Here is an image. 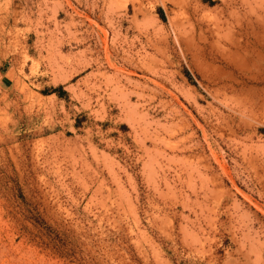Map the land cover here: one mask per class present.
<instances>
[{
    "label": "rangeland",
    "instance_id": "1",
    "mask_svg": "<svg viewBox=\"0 0 264 264\" xmlns=\"http://www.w3.org/2000/svg\"><path fill=\"white\" fill-rule=\"evenodd\" d=\"M0 264H264V0H0Z\"/></svg>",
    "mask_w": 264,
    "mask_h": 264
},
{
    "label": "bare ground",
    "instance_id": "2",
    "mask_svg": "<svg viewBox=\"0 0 264 264\" xmlns=\"http://www.w3.org/2000/svg\"><path fill=\"white\" fill-rule=\"evenodd\" d=\"M108 64H110V62H111V56H110V53H109V51H108ZM190 136V135H189ZM180 139H181V137H180ZM182 140V139H181ZM180 140V141H181ZM185 140V139H184ZM184 143V142H183ZM184 150V149H183ZM189 158V157H188ZM198 158V157H197ZM197 160V159H196ZM195 161V160H194ZM198 162V161H197ZM189 163V162H188ZM190 164V163H189ZM203 175V174H202ZM186 198V197H185Z\"/></svg>",
    "mask_w": 264,
    "mask_h": 264
}]
</instances>
